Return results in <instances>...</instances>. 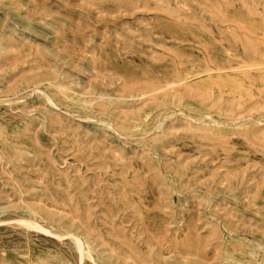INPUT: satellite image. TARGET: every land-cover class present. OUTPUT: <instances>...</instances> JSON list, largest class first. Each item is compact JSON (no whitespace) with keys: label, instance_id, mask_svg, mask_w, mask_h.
Masks as SVG:
<instances>
[{"label":"rangeland","instance_id":"obj_1","mask_svg":"<svg viewBox=\"0 0 264 264\" xmlns=\"http://www.w3.org/2000/svg\"><path fill=\"white\" fill-rule=\"evenodd\" d=\"M0 264H264V0H0Z\"/></svg>","mask_w":264,"mask_h":264},{"label":"bare ground","instance_id":"obj_2","mask_svg":"<svg viewBox=\"0 0 264 264\" xmlns=\"http://www.w3.org/2000/svg\"><path fill=\"white\" fill-rule=\"evenodd\" d=\"M210 59V58H209ZM208 59V61H209V63H210V60ZM208 63V66H209V68H219V66L216 64V63H210L209 64ZM212 65H214V67L212 66ZM228 68H231V67H228ZM227 69V68H226ZM226 69H219V72H223V71H225ZM214 71V70H213ZM222 92V91H221ZM207 95V94H206Z\"/></svg>","mask_w":264,"mask_h":264}]
</instances>
